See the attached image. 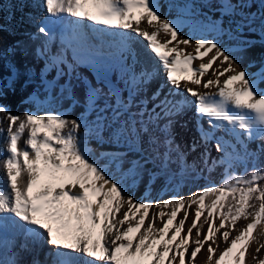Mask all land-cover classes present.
Returning a JSON list of instances; mask_svg holds the SVG:
<instances>
[{
    "label": "snow or ice",
    "instance_id": "snow-or-ice-1",
    "mask_svg": "<svg viewBox=\"0 0 264 264\" xmlns=\"http://www.w3.org/2000/svg\"><path fill=\"white\" fill-rule=\"evenodd\" d=\"M215 2L220 16L205 23L194 20L193 0H165L163 5L161 0H32L46 12L27 16L37 29L30 38L44 37L37 54L47 59L45 74L55 70L59 78L71 76L82 64L91 68L96 84L87 78L83 84L86 111L95 120L41 113L43 102L35 96L29 97L38 105L35 112L12 114L0 104V119L7 120V128H0L6 132L7 153L0 160V264H196L205 249L204 264H248V257L252 264H264V165L259 163L264 155V64L250 72L239 68L230 54L254 42L244 38L246 30L264 41V0ZM164 6L168 14L162 12ZM254 6L256 11H251ZM83 21L99 26L96 32L119 30L142 37L159 67L138 69L137 53L123 39V87L113 83L108 57L94 46L84 47ZM185 27L200 35L185 37ZM56 28L61 46L51 52ZM4 30L0 25V32ZM224 36L236 44L223 45ZM161 70L166 82L149 95L147 85ZM11 74L18 75L14 66ZM62 90L72 98L70 85ZM193 109L199 139L190 151L203 146L200 159L209 167L207 146L214 143L221 155L211 164L225 166L224 179L188 197L137 201L129 191L145 173L149 183L161 177L172 182L192 169L176 143L174 125ZM90 139L126 151L100 153L108 161L101 165L93 159ZM255 141L257 148L250 150ZM128 152L139 153L140 160L128 162L125 169ZM149 161L155 171L144 167ZM238 161L256 163L237 173L232 169ZM173 163L176 171L169 167ZM193 205L194 218L185 232ZM241 220L246 223L238 227ZM44 244L49 251L41 261ZM24 254L31 255L30 262Z\"/></svg>",
    "mask_w": 264,
    "mask_h": 264
},
{
    "label": "bare ground",
    "instance_id": "bare-ground-1",
    "mask_svg": "<svg viewBox=\"0 0 264 264\" xmlns=\"http://www.w3.org/2000/svg\"><path fill=\"white\" fill-rule=\"evenodd\" d=\"M165 0H161L162 5ZM195 5L194 7V20L203 21L207 23L209 19H217L220 16V12L218 9V4L214 6L212 12L207 10L205 0H193ZM251 11H256V7L254 6ZM162 12L164 14H168V9L166 6L162 8ZM29 14L40 17L45 15V9L43 7H37L36 4L32 3V0H25L24 3H21L20 0H3L2 4H0V25H3L6 30L0 32V49H14V52L5 56L7 60H10V63L14 65H18L22 68H26L28 70L29 66L23 67L24 63L21 62L22 54H20V49H25L23 52L28 51L30 54L29 65L31 66V72L34 73L32 76L33 80L29 81L23 88H3L2 95H0V103L2 105H6L8 109H10L12 114H23L25 111H37L38 105L30 102L29 97L35 96L39 97L40 101L43 102V109H41V113L43 111H54V112H65L68 115L69 119H77L80 117H85L87 120L92 121L95 120V114L88 113L86 111L85 106V86L83 84V79L87 78V80L91 81L93 85L96 84V73L86 65H80L76 68V71L71 75H63L57 79L56 71L51 70L45 73V66L47 63V59L44 56L37 54V49H39L44 41V37L41 35L38 39L32 40L30 38L33 32H36V26L27 22V16ZM174 15V13H173ZM171 18V17H169ZM225 24H227V18H225ZM142 27H147L146 24L142 23ZM99 26H94L90 22L83 21L81 22V29L84 31V47L87 48L89 46H94L97 49H101L103 53L108 57V74L109 78L113 83L118 84L120 87H123L122 82L120 81V62H119V53L121 50L122 40L126 39L128 43H130L131 47L137 53L138 59L140 61L137 66L138 69L141 66L147 65L149 67H159L157 59L154 57V54L151 53L149 48L147 47V42L142 38L137 36L135 33L127 32L122 33L119 30H108L103 33L96 32L94 29ZM56 34V40L53 45H51V52H55L61 46L60 38H59V29H54ZM185 37L192 35L194 38L200 33L193 32L191 27H185L181 33ZM204 35H208V33H203ZM244 38L249 41H254L250 46L245 47L241 51H234L233 54L234 59L236 60V64L239 68H248L250 72H256L261 64H264V41L261 40L258 33H251L247 30L243 34ZM163 39V35L160 37ZM109 41V44L106 45L104 41ZM222 44L225 46L235 45L231 41H222ZM187 51L191 52L193 49L188 47ZM10 53V52H9ZM140 54V55H139ZM69 61H71V50L67 53ZM25 57V55L23 56ZM20 59V60H19ZM24 61V60H23ZM9 62V61H8ZM129 62H131L129 60ZM195 64H198L199 61H195ZM12 64V66H14ZM251 65V66H250ZM11 66V68H12ZM226 66V65H225ZM30 69V68H29ZM67 71V69H65ZM22 76V75H21ZM79 77V79L77 78ZM15 78V77H14ZM208 77L206 76L205 79ZM223 79V78H222ZM73 81V95L72 98L59 100L60 93H62V89L64 88L65 81ZM166 82L163 70L160 71V76L158 79L153 80L151 83L147 85V92L149 95L160 85V83ZM49 83L51 86H55V90L49 95L48 88ZM46 87V92L43 90ZM201 91H205V89H200ZM167 91V88H165ZM215 91V89H212ZM7 93V94H6ZM69 94V93H68ZM126 95V93H125ZM52 97L51 101L48 100ZM74 101L77 102L78 105H75ZM3 114H0L2 117ZM176 124L174 125L175 132V140L178 145H180L181 149L187 153L186 162H190L194 160L198 166H201L203 162L200 159L201 153L204 151L203 146L197 148L195 152L190 151V146L195 138L198 141L199 137L196 136L194 131H196L195 125V114L194 109L187 111L182 116L176 118ZM7 120L0 119V128L6 129ZM193 125L195 127H193ZM204 126L207 127V122L204 121ZM188 127V128H187ZM83 131V129H81ZM25 134V138H26ZM218 135H223V133H218ZM5 136L6 132H0V160H3L7 153L5 151ZM226 139H231V137L226 136ZM189 142V143H188ZM234 142V141H233ZM257 143L259 141L252 142L248 145L249 148L255 150L257 148ZM20 146L24 147V140H21ZM208 154H209V166L220 167L221 176L224 179L225 174V166L224 165H212L211 161L218 160L220 155L217 153L215 144L210 143L208 146ZM89 148L93 152V159H97L101 165H108V161L103 158H100V153H114L117 151H126L123 147H118L116 145L104 143L100 144L95 139L89 140ZM215 152V153H214ZM197 154L199 157L193 159L192 155ZM133 160H140V154L136 152H128L126 157L124 168L126 169L129 164L128 162ZM143 162V161H142ZM146 164L149 166L154 165V162L149 161ZM114 171V168L112 169ZM232 171L238 172L237 163L233 167ZM198 189L196 186L187 189L184 191V197H188L191 194L197 192ZM129 194L133 195L137 201H146L151 200L153 202H158L163 200V196L165 194V188L162 184V180L158 178L155 182L149 183L148 177H144L142 181L138 184L134 185ZM207 200V198H206ZM195 205H193L189 209V218L186 221L185 232L188 226L191 225V221L194 218ZM150 213L153 210H149ZM167 211V209L165 210ZM183 218V212L178 214V219ZM240 222V221H239ZM218 223V221H217ZM246 221L242 220L238 223V227H243ZM157 226H161L159 220H157ZM207 225L204 226L203 232L206 233ZM184 234V233H182ZM193 234H195V230H193ZM235 233H233L234 235ZM225 246L224 242L220 240V248L218 250H222ZM256 245L253 244L252 248L255 249ZM264 254V250L261 251L260 255ZM207 256L206 249L203 250L199 255L200 262H204ZM27 257V255H26ZM30 257L24 259L25 261H29ZM204 258V260H201ZM44 257L42 256V260ZM248 264H252V258L248 257Z\"/></svg>",
    "mask_w": 264,
    "mask_h": 264
},
{
    "label": "rangeland",
    "instance_id": "rangeland-1",
    "mask_svg": "<svg viewBox=\"0 0 264 264\" xmlns=\"http://www.w3.org/2000/svg\"><path fill=\"white\" fill-rule=\"evenodd\" d=\"M205 3H206L207 10L212 12V10L214 9V6L216 5L215 0H205ZM212 20H214V19H212ZM33 34H36V32H33L31 35H33ZM223 40L230 41L227 36H224L222 38V41ZM231 42L233 44H236V41H231ZM262 46L264 47V45H262ZM7 50L8 49H0V89L10 88L11 86L15 87V88H23L26 84H28L29 81L33 80L32 76L34 75V73L31 72V66L29 65L30 54H28V51L23 52V50H25L23 48L19 50L20 54H22L21 62L24 63L23 67H25L26 65L29 66V67H28V70H27L26 68H22V67H20L18 65H14L12 63L14 65L15 69L18 72V75H12L11 74V66H12V64L10 63V60H7L5 58L7 53L11 54L12 52L9 53ZM24 55H25V57H23ZM110 73L111 72H108V74H110ZM73 84H74L73 81H70V80L67 81L66 80L65 81V85H64V86L70 85V87H71V96L73 95V92H74ZM60 95L61 96H60L59 100L69 99V94H68L67 91L62 90V93H60ZM75 103H76L75 105H78L77 102H75ZM193 127H195V126L193 125ZM5 128H7V125H6ZM194 133L196 134V136H198L196 131H194ZM249 149L253 150L251 148H249ZM203 150H204V148H203ZM218 154L220 155V153H218ZM192 157H193V159H195V158L199 157V155L193 154ZM253 163H256V162L255 161H243V162H239L238 161L237 162V165H238V172L237 173H243L246 168H251ZM259 163L261 165H264V155H262L260 157ZM187 164L188 165H192V169H190L186 174L182 173L181 177H179L177 180L169 182L168 180L164 179L163 177L160 178L162 180V184H163V186L165 188V194L163 196V200L164 199H168L171 196H184L183 195L184 191H186L187 189L192 188L194 186H196L198 191H199L205 186L218 185L223 180V178L221 176V171H220L221 168L220 167H218V168L216 166H214V167H212V166L205 167L204 164H202L201 166H198L197 163L194 160H192L190 162H187ZM144 167L146 169H149V170H152V171L156 170L154 165L149 166L148 164H145ZM169 167L173 171H176L178 169V166H177L176 163L171 164ZM144 177H148L147 173H145ZM133 187L134 186H132V188ZM132 188H131V190H132ZM207 202L208 201L206 200V203ZM240 222H238V223H240ZM26 255H27V257H30L29 258V260H30L31 259V255H28V254H24V259L27 258ZM261 256H264V254L261 255ZM201 260H204V258H202ZM196 264H204V262H202V261L200 262L199 257H198V259L196 261Z\"/></svg>",
    "mask_w": 264,
    "mask_h": 264
}]
</instances>
